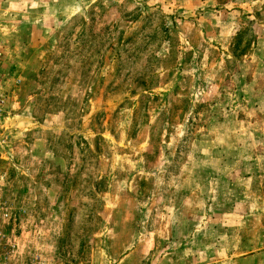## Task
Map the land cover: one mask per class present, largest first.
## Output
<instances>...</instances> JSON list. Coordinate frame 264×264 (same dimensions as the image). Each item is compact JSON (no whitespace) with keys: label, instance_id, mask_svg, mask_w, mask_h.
Listing matches in <instances>:
<instances>
[{"label":"rangeland","instance_id":"1","mask_svg":"<svg viewBox=\"0 0 264 264\" xmlns=\"http://www.w3.org/2000/svg\"><path fill=\"white\" fill-rule=\"evenodd\" d=\"M8 2L13 263L150 264L186 251L149 252L161 225L203 226L213 209L264 231V0Z\"/></svg>","mask_w":264,"mask_h":264},{"label":"crops","instance_id":"2","mask_svg":"<svg viewBox=\"0 0 264 264\" xmlns=\"http://www.w3.org/2000/svg\"><path fill=\"white\" fill-rule=\"evenodd\" d=\"M97 0H85V6H91ZM8 0H0V16H4L3 12L8 11ZM1 9L3 10L1 12ZM3 22V21H2ZM5 25V26H4ZM0 35L9 34L6 24L0 25ZM1 36V37H2ZM4 38H2L3 40ZM217 195V194H216ZM243 209V208H242ZM246 214L249 215V210L246 207ZM241 212V211H240ZM243 212V211H242ZM212 215L209 217V223H204L203 226L192 225L171 227L167 229L170 234H165V226L161 225V235L154 234L151 230L148 235L151 238L146 241V246L151 252L157 246L159 247H178L186 251H178L177 255L168 251H163L150 264H181L180 259L185 255L187 264H264V231L260 225L252 222V225L242 222L241 214L232 207L224 214H216L213 209ZM254 214V219L257 220ZM212 216L215 220L212 219ZM241 216V217H240ZM241 219V220H239ZM175 233L189 232L187 239H182ZM161 238V240H158ZM151 250V251H150ZM186 252V254H185ZM177 260L175 259L176 257ZM132 259V257H130ZM126 258H124L125 260Z\"/></svg>","mask_w":264,"mask_h":264},{"label":"built area","instance_id":"3","mask_svg":"<svg viewBox=\"0 0 264 264\" xmlns=\"http://www.w3.org/2000/svg\"><path fill=\"white\" fill-rule=\"evenodd\" d=\"M11 110L9 108L8 96L0 92V149L6 146L7 132L9 131V120ZM9 218V208L0 199V264H15L11 261V253L7 249V234L4 222ZM24 264H51L41 253L35 251L30 254Z\"/></svg>","mask_w":264,"mask_h":264}]
</instances>
